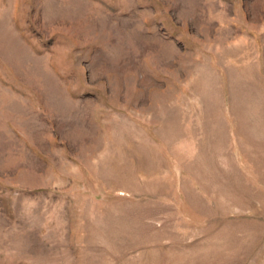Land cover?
Wrapping results in <instances>:
<instances>
[{"label":"rangeland","instance_id":"374dc122","mask_svg":"<svg viewBox=\"0 0 264 264\" xmlns=\"http://www.w3.org/2000/svg\"><path fill=\"white\" fill-rule=\"evenodd\" d=\"M0 264H264V0H0Z\"/></svg>","mask_w":264,"mask_h":264}]
</instances>
